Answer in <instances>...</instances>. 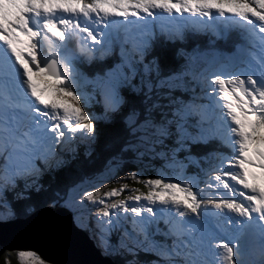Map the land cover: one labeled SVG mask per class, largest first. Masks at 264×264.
<instances>
[{"label":"snow or ice","instance_id":"1","mask_svg":"<svg viewBox=\"0 0 264 264\" xmlns=\"http://www.w3.org/2000/svg\"><path fill=\"white\" fill-rule=\"evenodd\" d=\"M231 32L243 41L231 52L178 48L177 70L152 55L157 43ZM113 55L92 77L77 67ZM99 121L120 124L104 168L55 186L60 153L80 142L90 157ZM156 159L163 167L142 179ZM128 163L137 170L119 179L147 191L103 192ZM189 164L199 171L186 175ZM41 204L74 227L87 219L100 253L123 264H264V0H0V223ZM17 259L52 264L35 250Z\"/></svg>","mask_w":264,"mask_h":264},{"label":"trees","instance_id":"2","mask_svg":"<svg viewBox=\"0 0 264 264\" xmlns=\"http://www.w3.org/2000/svg\"><path fill=\"white\" fill-rule=\"evenodd\" d=\"M240 37L236 32H231L228 35L227 41L225 40H216L215 38L211 37V35L199 34L196 35L194 38L188 39L184 44H162L157 43L154 47V51L152 55L157 56L159 58L160 64L165 72L169 70H177L179 66L183 63L184 58L178 57L176 55L177 49L183 47L186 51H191L193 47L199 45L200 49L208 50L211 48L218 49L220 51H228L231 52L235 44L240 41ZM213 45V46H212ZM118 50V48H117ZM149 59L151 56L148 57ZM118 56L113 55L112 57L107 58L104 61H94L91 64L87 63H77V67L82 70V72L87 75L88 77L94 76L97 72H103L108 67H110L114 60H117ZM89 90V88H88ZM174 95L183 96L184 99H188L189 95L187 93H181L180 91H176ZM96 100H99V97H96ZM97 114L102 112V107L100 104L96 103L95 101L91 102V108L87 109ZM120 133V124H112L105 121L97 122V134L95 143L92 144V155L90 157L85 156V152L88 148L87 144L79 143L75 152L64 153L63 159L66 163L56 170L53 175L55 176V186H65L70 185L77 181L82 174L98 172L102 170L107 163L108 159L111 156V151L109 150L110 147L113 145V142L117 135ZM168 143H171L170 141ZM220 147L218 142L214 141L211 144L204 146V145H196L193 146L192 154L193 155H200L204 152L209 151L212 148ZM220 150H224L220 148ZM180 157H184L186 153L181 152L179 153ZM136 163H128L125 164L122 168V173L127 171H135L136 170ZM197 169V168H195ZM191 174H194L193 171H190ZM143 178H150L153 176L148 172L145 171L142 175ZM51 180V176L45 175L43 177V182L47 185ZM132 184L136 187H144L142 184H138L136 182H132ZM40 207H45L43 204ZM39 207V208H40ZM17 218H26V216L20 215ZM43 228V227H40ZM64 230V229H63ZM67 236H70L67 235ZM9 239V238H8ZM157 239H162L161 237H157ZM68 240V239H67ZM4 241V240H3ZM0 238V264H5V261H10V264H19L17 259V252L18 250L15 249V245L12 243H5ZM112 261H116L117 264H123V260L127 259V257L115 256L109 257ZM139 260L141 261H148L153 259L150 255H146L145 253L141 252L139 254Z\"/></svg>","mask_w":264,"mask_h":264},{"label":"water","instance_id":"3","mask_svg":"<svg viewBox=\"0 0 264 264\" xmlns=\"http://www.w3.org/2000/svg\"><path fill=\"white\" fill-rule=\"evenodd\" d=\"M70 216L71 213L63 209L50 211L46 207H40L31 217L0 223V238L5 241L11 228L25 224L28 232L24 234L20 229L15 236L20 237L25 245L24 249L37 251L52 264H112L110 258L101 256L93 249L87 235L72 225ZM43 218L48 219L46 226L37 228L36 223ZM5 243L16 242L12 239Z\"/></svg>","mask_w":264,"mask_h":264},{"label":"rangeland","instance_id":"4","mask_svg":"<svg viewBox=\"0 0 264 264\" xmlns=\"http://www.w3.org/2000/svg\"><path fill=\"white\" fill-rule=\"evenodd\" d=\"M242 43L243 41L242 40H240L238 43ZM213 46V45H212ZM203 49V48H202ZM201 49V50H202ZM183 63H184V61H183ZM182 63V64H183ZM80 69V68H79ZM80 71L82 72V70L80 69ZM38 84H39V82H37ZM88 88H89V90H88ZM84 91H86V92H90L91 91V86L90 85H87V84H85L84 85ZM197 91H199V89H197ZM187 95H189L188 93H187ZM80 142H73V144L72 145H70V146H68V147H74L75 148V150L77 149V146H78V144H79ZM83 144H85V143H83ZM224 149V151L225 152H227L228 150L226 149V148H223ZM64 153H69V154H71L72 153V151H68L67 150V148H66V150L65 151H63L62 153H60V155H64ZM185 157V156H184ZM184 157L182 156V157H180V154L178 153V159L179 160H184ZM185 163H187L186 161H185ZM145 164H147V160L145 161ZM152 164H153V166L152 167H150V168H148L146 171H148L152 176H153V178L156 176V174H157V171L159 170V169H161L162 167H163V165H164V161L163 160H160V159H156L155 161H153L152 162ZM136 165H137V163H136ZM203 166V165H202ZM137 167H138V165L136 166V170H137ZM196 168V166L195 165H191V164H189L188 165V167H187V169L185 170V174L186 175H189V176H191V175H194L196 172H198L199 170L198 169H195ZM135 170V171H136ZM122 171V168L119 170V172L116 174V176H114V177H112V178H109V179H106L105 180V182L108 184V187L107 188H104L102 191L103 192H107V191H109V190H111L112 188H120L121 186H122V184H128L129 185V188L131 189V188H139L141 191H147V189L146 188H144V190H143V188L142 187H136V186H134L133 184H132V182H136V181H134V180H120L119 178L120 177H122V176H125L126 175V173H128L129 171H127V172H124V173H122L121 172ZM166 171L168 172V174H172V171L173 170H171V169H166ZM190 171H193L194 172V174H191L190 173ZM143 173H145V171L143 172ZM142 179H148V178H143V177H141ZM116 180H119V182L117 183V182H114V181H116ZM201 186H203V185H201ZM130 193L129 192H124L120 197H119V199H124L125 197H127L128 195H129ZM35 215V214H34ZM39 215V214H38ZM43 215V214H42ZM85 227H77L78 229H80L82 232H84L86 235H87V237H88V239H89V241H90V243H91V245H92V247H93V249L95 250V251H97L101 256H103V257H110V256H105V255H102L101 253H100V251L97 249V247H96V242H95V240L92 238V233L89 231V228H88V224H89V221L87 220V219H85ZM161 227H163V225H161ZM0 229H1V227H0ZM16 235V233H15V230L14 229H12V230H10L9 232H7V235H6V238H5V241H10V240H12V239H14L15 240V247L17 248V250L19 251V250H27V249H24L25 248V245H23V243L21 242L22 240H20V237H16L15 236ZM14 236H15V238H14ZM9 238V239H8ZM112 241L113 242H115L116 241V236L115 235H113L112 236ZM16 245H19V246H16ZM95 255V254H94Z\"/></svg>","mask_w":264,"mask_h":264},{"label":"bare ground","instance_id":"5","mask_svg":"<svg viewBox=\"0 0 264 264\" xmlns=\"http://www.w3.org/2000/svg\"><path fill=\"white\" fill-rule=\"evenodd\" d=\"M241 43V42H240ZM47 222H48V219L47 218H43V219H41V220H39L37 223H36V226H37V228H40V227H44V226H46V224H47ZM25 225V224H24ZM23 224H21V226H17V227H13V228H11L10 230H12V229H14L15 230V233H17L18 232V230L20 231V229L24 232V234H26L27 232H28V230H26L25 229V226H24ZM23 234V233H22ZM20 236V235H19ZM22 236V235H21Z\"/></svg>","mask_w":264,"mask_h":264}]
</instances>
